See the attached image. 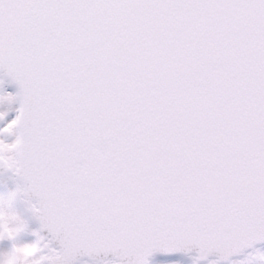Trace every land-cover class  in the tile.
<instances>
[{
  "label": "snow or ice",
  "instance_id": "1",
  "mask_svg": "<svg viewBox=\"0 0 264 264\" xmlns=\"http://www.w3.org/2000/svg\"><path fill=\"white\" fill-rule=\"evenodd\" d=\"M0 167V264H264V0H0Z\"/></svg>",
  "mask_w": 264,
  "mask_h": 264
},
{
  "label": "flooded vegetation",
  "instance_id": "2",
  "mask_svg": "<svg viewBox=\"0 0 264 264\" xmlns=\"http://www.w3.org/2000/svg\"><path fill=\"white\" fill-rule=\"evenodd\" d=\"M9 90H15L16 87L14 85H8ZM16 188V180L14 175L9 172L8 170L0 167V210H7L11 213H13V217H15L18 221H22L27 223L28 225L34 224V220L31 216V213L29 211L28 204L24 198V194L21 193L20 196L13 199L11 193ZM29 239H34L33 236L29 235ZM192 258L190 257H163L156 255L154 256L149 264H172L175 260H180L181 264H192ZM113 259H104V260H98V261H90L87 259L78 260L77 262L73 264H111ZM21 264H24L23 261H21ZM219 264H229L222 263L219 261Z\"/></svg>",
  "mask_w": 264,
  "mask_h": 264
},
{
  "label": "water",
  "instance_id": "3",
  "mask_svg": "<svg viewBox=\"0 0 264 264\" xmlns=\"http://www.w3.org/2000/svg\"><path fill=\"white\" fill-rule=\"evenodd\" d=\"M156 254H159V255H162V256H175V255H184V256H187V255H190V254H193L191 252H187V253H164V252H159V251H156L154 252L150 257L152 258L154 255ZM79 259H89V260H104V259H118V257H116L113 253H108L107 255L101 253L99 256H89L87 254H80V255H77L74 260H73V263L76 262L77 260ZM221 262L223 263H227L228 261L226 260H220Z\"/></svg>",
  "mask_w": 264,
  "mask_h": 264
},
{
  "label": "clouds",
  "instance_id": "4",
  "mask_svg": "<svg viewBox=\"0 0 264 264\" xmlns=\"http://www.w3.org/2000/svg\"><path fill=\"white\" fill-rule=\"evenodd\" d=\"M21 193H23L22 191H15V193L12 195V198L15 199L18 196L21 195ZM2 214L8 217H13V213L7 211V210H2Z\"/></svg>",
  "mask_w": 264,
  "mask_h": 264
}]
</instances>
